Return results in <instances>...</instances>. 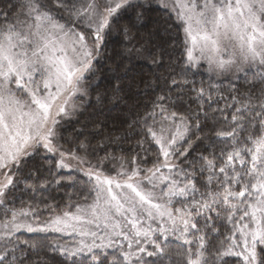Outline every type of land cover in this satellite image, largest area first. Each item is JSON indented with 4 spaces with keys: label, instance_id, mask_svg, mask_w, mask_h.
<instances>
[{
    "label": "snow or ice",
    "instance_id": "snow-or-ice-1",
    "mask_svg": "<svg viewBox=\"0 0 264 264\" xmlns=\"http://www.w3.org/2000/svg\"><path fill=\"white\" fill-rule=\"evenodd\" d=\"M154 4L171 24L147 51L153 65L169 58L167 87L129 122L132 155L83 132L66 148L61 129L89 103L107 37ZM56 256L264 264V0H0V264Z\"/></svg>",
    "mask_w": 264,
    "mask_h": 264
},
{
    "label": "trees",
    "instance_id": "trees-1",
    "mask_svg": "<svg viewBox=\"0 0 264 264\" xmlns=\"http://www.w3.org/2000/svg\"><path fill=\"white\" fill-rule=\"evenodd\" d=\"M167 20V13L163 8L153 5L144 12L142 22L136 21L134 13H128L120 25L114 28L113 32L107 37L105 45V57L97 64L96 75L93 78L96 82L94 90L91 92L89 103L81 109L71 119L64 123L61 129L65 138L66 148H73L77 142L79 132L83 135L79 140L88 139L92 147L98 144H105L106 151L116 156L132 155L130 150L135 148L136 141L139 139L134 129L129 128L128 124L137 112L143 113L145 107L151 106V101L167 87L159 76H164L168 67V57L165 56L163 66L153 65L152 57L147 50L155 51L157 45L163 44V33L168 28L171 21ZM127 25L130 29L131 40L125 38L119 29ZM166 35V34H165ZM143 46L145 51L141 54L127 52L133 47L139 49ZM173 55V59L175 58ZM122 83L124 90L119 94L121 99L112 100V85L116 83V78ZM203 78L207 81V75L201 70L196 77L197 81ZM150 82L151 87H148ZM97 96L104 97L101 103H97ZM223 101H221V104ZM104 155V152H99ZM65 176L72 175L77 179H82L81 175L75 171L62 170ZM82 185L75 188L66 187L58 192H53L55 201L63 206V202L68 199L66 193L77 192ZM27 199V197H25ZM26 234L25 238H27ZM178 242H173L172 247ZM52 264H62L61 258L56 256ZM167 264V262H166Z\"/></svg>",
    "mask_w": 264,
    "mask_h": 264
}]
</instances>
